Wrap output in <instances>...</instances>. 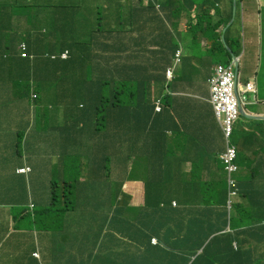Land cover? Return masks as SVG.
<instances>
[{
	"label": "trees",
	"instance_id": "obj_1",
	"mask_svg": "<svg viewBox=\"0 0 264 264\" xmlns=\"http://www.w3.org/2000/svg\"><path fill=\"white\" fill-rule=\"evenodd\" d=\"M191 2L195 4L194 0ZM90 14L95 18L96 23L100 22L98 14L93 9L90 10ZM229 19L230 16L221 24L228 23ZM116 23L121 22L117 20ZM98 26V23L95 25L87 21L85 27L90 37L64 38L65 36H61L64 40L60 43L61 40L57 38L56 50L46 49L35 56L38 63L47 65L44 70L39 71L38 75L35 74L41 80L39 84L42 88L50 85V82L41 77L46 78L47 74L49 75L48 68L52 63L57 66H69L73 67L68 71L73 73L72 80L76 79V84L80 88L79 96L87 99L83 102L82 115L77 119H75L76 102L67 100L70 104L65 109L70 119L66 117L68 120L65 125L70 133L68 138H65V150L58 149L53 154L62 151L71 153L75 155L77 161L68 171L71 172L68 178L59 179L51 184L52 207L50 209L48 205L39 212L40 228L54 231L58 229L63 232L62 228L68 227L63 225L64 211L58 208L53 209L59 195L56 191L59 182L68 184H65L67 194L69 187L71 188L70 199L79 201L77 202L79 209L83 203L88 205L87 208L93 209L94 205V208L99 210L102 201L105 209H109L107 195H112L113 202H116L117 197L121 195V186L124 181L118 185L120 191L113 194L110 193L111 186L117 184L100 183L98 175L104 168L108 171V166L111 169L117 165H128L145 147V154L148 156L146 168L151 173V177H148L145 182L147 186L146 206L139 209L141 214L135 222L136 232L126 234L131 231L122 224L113 228L115 233L125 238L132 237V243L122 247L120 243L112 244L105 248L109 243L106 240L111 233V222L102 244L103 250H114V253H118L115 258L123 259L124 264H264V185L261 186L257 182L258 174L256 176L253 174V177L248 179L241 177L236 187L230 188L224 167L218 159L219 151L223 152V150L204 137L200 140L204 142L208 150L204 155L194 159L190 178L185 179L181 172L182 165L173 156L176 155V150L171 153L173 149L168 147L171 144L177 146L183 134L170 130L167 126L165 129L162 127L159 120L166 114L170 104L167 103L161 114H155L152 102H155L157 97L152 98L149 90L152 85L162 86V76L156 75L154 70H152L153 74L144 75L143 71L146 70L139 68L142 70L140 80L138 79L137 83L132 85V91L128 85L116 84L114 86L109 71L114 69L116 60L114 58L118 55L116 53H123L126 58L131 55L133 60H139L138 54L143 52L139 50L136 54L134 48L139 49L138 44L131 43L129 47L122 43L119 39V34L122 33L120 29L116 28L108 34V27ZM233 30L234 26L227 30L226 40L229 46L238 52L241 49V38L236 37L231 41L229 38ZM204 31H207L206 28ZM164 39V34L158 36L160 44ZM214 42L217 52L223 54V60H230L231 55L224 47L220 35L214 38ZM167 45L164 52L167 57L171 58L175 46L170 40ZM66 51L70 52V60L62 62L60 57ZM46 55H54L56 60L51 61L46 58ZM124 94H130L131 101L124 99ZM139 95L141 98L136 103L133 98ZM162 95L163 93L160 96ZM129 106L135 108L129 109L127 108ZM169 116L168 114L167 117ZM72 119L73 125L70 124ZM131 123L135 127L141 126V133L131 134L124 129V149L118 150L114 142L115 126L117 124L123 127ZM59 127L60 130L57 132L65 135L64 127ZM167 131H172V136H169ZM55 135L57 134L45 137L50 138ZM237 139L238 134L235 133L234 142L236 144ZM58 141V137H51L47 142H54L58 145ZM193 141L195 140L190 138V142L193 143ZM160 147L169 154H163L159 161L157 149ZM80 157L92 160L86 165L90 167L89 177L85 180L80 178L83 169L79 161ZM238 157V164L242 166L240 161L245 159L244 153L240 151ZM120 169L122 168L118 166L115 171ZM257 169L255 167L254 171ZM204 172L208 173V178H204ZM260 181L264 182V176ZM31 186H33L32 182ZM151 188H153L152 191ZM233 190H237V196L232 198L229 204V194ZM86 199L89 201L85 202ZM175 201L177 202L176 207L173 206ZM121 204L125 205V202ZM123 210L124 208L118 210V214H121ZM130 224L127 222L126 226ZM66 231L70 235L73 233L69 229ZM153 237L159 240L157 245L151 244Z\"/></svg>",
	"mask_w": 264,
	"mask_h": 264
},
{
	"label": "clouds",
	"instance_id": "obj_2",
	"mask_svg": "<svg viewBox=\"0 0 264 264\" xmlns=\"http://www.w3.org/2000/svg\"><path fill=\"white\" fill-rule=\"evenodd\" d=\"M176 1L177 0H94L95 6L88 9H93L94 12L98 14L100 21L97 22L99 25L98 27H108V34H111L112 30L116 28L120 29L122 33L119 34V39L122 43H125L129 47L131 43L133 45L138 44L140 46L139 49L136 47L134 48L136 54L140 50L143 53L149 51L154 56V61L149 63V69L151 71L154 70L155 73L161 75L163 80L161 87H155L154 85H152L149 89L152 98L157 97L155 102H152L154 105L155 114L157 115L162 113L163 108L168 103L167 99H165L164 103H162L159 98L173 92V86L175 85L177 77L185 75L188 76L186 72L184 73L185 70L190 75L200 70L195 65H193L189 69H186L184 66L186 48L191 49L187 46V41L189 40L188 33L190 31L194 32L200 43V46H203L202 49L205 53L208 51L209 54L218 55L220 57V59L215 62L216 64L214 63L215 66L213 67V70H211L210 76L207 78V85L210 94L209 100L212 105L215 118L220 126L225 146L223 152L218 154V159L224 167V172L226 173L228 185L230 188L236 187L238 180L241 177L248 179L250 177L252 178L253 174H255V176L256 174H258L257 182L262 186V183L264 182H261L260 180L264 176V150L258 151L255 156H247L246 150H244V148H242V146L240 145V135L238 134V128L241 124V120L245 116H247V114L245 113V107L251 102V94L255 95L257 93L256 84L255 82L242 83L239 66L240 57L239 55L235 54H240L242 43H240V51L236 52L228 45L226 40L227 30L231 26H234L237 17L239 18L242 16L243 0L228 1L227 15L224 14V0H211L210 3L209 0H203V2L200 4L196 3V0H194L195 4L191 2L192 0H182V2L180 3ZM13 5H24L25 7H28L30 4H19L16 2V0L10 1L8 4H4L3 6L0 5V13L15 15L13 9H11ZM55 9L58 11L56 14L58 16H61L62 13L60 14L59 11L62 9V7H55ZM182 10H186L187 12L185 20L183 23L176 22L175 25L171 21V19H173L172 17L176 16V12ZM150 12H153L156 16L150 17ZM206 12L208 13V16L206 15ZM203 14L205 15L203 16ZM227 16H230L228 23L221 24L229 18H226ZM178 18H180V16ZM117 20H119L121 23L117 24ZM57 25L59 27H62L63 30L66 27L64 20L58 21ZM204 28H206V32L204 31ZM41 30L46 34L43 39L54 41L53 45L46 44L44 50H56L58 47L56 45V41L58 40L57 38H59V36H51L48 29H45L44 26ZM163 34L165 35V39L160 44L158 42V36ZM218 35H220L224 47L229 51L231 55L230 60H223V54L217 52V46L215 45L214 38ZM61 36H65L64 38L70 37L64 35V31L63 33L61 32ZM64 38L61 39L60 43L63 42ZM169 40L171 41V44L175 46V51L171 58L167 57L164 52V49L168 47L167 43L169 42ZM18 54L21 57V60L30 65L33 73V79H27L25 74H23L14 85V89L16 91L15 96L17 93V98H14V100L12 99L8 102H1L0 100V109L4 110L16 108L17 110H23L29 108L32 111L35 110V125L38 121L43 124L46 119L49 118V115L50 121H46L45 124L49 125H45L42 128V130L44 131L35 133L32 137H30L24 131V125L16 126V128H12L9 131H6L5 133L8 135L6 140H10L11 145L6 149H0V152L2 153V155H0V160L2 158H17L21 161V166L16 170L17 175L32 176L37 182L48 187L49 196L47 202L37 204L31 201L26 207L13 205L14 211L12 212V215L13 218L23 220L25 223H27L26 228L23 229L24 231L33 232L34 234L36 231L41 233H50L51 237L57 240V246L54 250H57L58 252V236L56 234H60L62 232L58 229L55 230L56 232L54 230L41 229L39 226V212L43 209V207H47L48 205L51 209V184L59 179L68 178L71 173L68 171L75 165L77 158L75 157V155L73 156L71 153H63V151L61 153L53 154L55 150H65L66 148L65 138H68L67 136L69 135L70 131L65 125V122L66 120L70 119V116L68 115L67 109H65V107L64 109H53L51 106V102L60 99L65 101L75 100L77 105V114L75 116V119H77L82 115L81 110H83V102L87 101V99L79 96L80 94L78 93V91L80 90V88H78L76 84V79L72 80L74 88L73 86H68V82L65 81L59 82L58 84L50 82V85L47 88H42L39 83L35 82L39 79L38 76L35 75L33 71L34 67L32 66L33 64H38L37 58L29 53L26 44H22L19 47ZM12 56L13 53L6 54V57L8 59H12ZM118 56L126 58L123 53H119ZM70 57V52L66 51L61 55L60 59L62 62H68L70 60ZM46 58L51 59V61L56 60V56L54 55H46ZM157 58H162L166 61V67L164 69L161 70L160 63L155 61ZM126 63L137 65V67H135V69L132 71L137 76H133L132 78L122 77L121 80H116L117 66L115 65V62L114 69L109 71V73L111 74L109 76H111L114 86H116V84H118L119 86L128 85L130 90L132 91V85L136 84L138 79L140 80V72H142V70H140L139 68H142L141 62L139 60H133L132 56L128 55L126 58ZM58 68L69 72L68 69H66V67L64 66H58ZM224 69L231 70L234 75V97L236 101V111L230 113H226L220 110L218 104L214 101L213 88H218L217 81L215 79H218V74L221 73ZM125 71L127 73L129 72L127 69ZM180 72H183V75H180ZM197 77L202 76L198 75ZM50 88H52L54 94H51ZM1 89L5 91L6 86H2ZM71 90L72 94L70 93ZM162 93L163 95L160 96ZM1 96L2 95L0 94V97ZM64 96H66L65 99L62 98ZM123 98L131 101L130 94H124ZM140 98L141 96L139 95L133 98V100L137 103ZM41 101H45V103L40 105ZM127 108L134 109L135 107L129 106ZM56 112L62 118V125H59V121L57 120L55 114ZM40 113L45 114L46 116L40 117ZM116 118H118L117 114ZM260 122L262 121H259V123ZM70 124L73 125V119L70 121ZM130 125H132L131 130L129 129V125L123 126L122 128L127 130L131 134L141 133V126L135 127L133 123H131ZM32 126L30 127L29 131H34ZM59 126H61L62 128L64 127L63 129L66 131L65 135L62 132H57L60 130ZM116 126L114 130V142L117 144L118 150L124 149V132L119 129L121 128L120 126H118L117 124ZM162 127L165 129L166 126L162 123ZM167 133L169 136H172V133ZM235 133L238 134L237 144L234 142ZM36 134H39V140L35 139ZM51 134H57L51 137H58V145H55L54 142H47L51 137L47 138L45 136H50ZM61 135H63V137L60 138ZM246 135L248 134L246 133ZM182 137L183 139H188L189 141L188 136H181V139ZM40 141L42 142V144ZM0 142L2 141L0 140ZM199 144H201L200 141ZM168 147L173 149L171 153L176 150V145L171 144V146ZM145 151L146 149L144 147L143 150L138 154L137 158L132 160L128 165H117L115 167H112L111 169H109L110 166H108V171H106V168H104L98 175V180L100 183L111 182L112 184H117L116 186H111L112 191L110 193L113 194H116V191H120V186L118 185L124 181L123 185L121 186V195L117 197L116 202H113L114 199L112 195H107L108 204L110 205L109 209H105L103 201L101 202L99 210H97V208H94V205L92 206L93 209L87 208L86 206L88 205L83 203L81 209H79L80 206L77 204V202L79 201H72L70 199V187L69 194L65 192L62 196H60V194L58 195L56 205L55 207H53V209L58 208L64 211V213L62 214V217L64 219L63 225L68 226L67 228H65L66 230L69 229L71 230V232H73L70 235L66 230L64 231V239L62 240V243L64 244H62V246L65 245L68 238H75L77 239V251L79 248H81V253H83V247L81 246L82 243L80 237L95 236L96 242L86 245V253H89L91 255V260L89 261V263L86 262L85 264H98L97 262H99V264H124L123 259L115 258L118 253H114V250H103L102 244L105 240L106 235L108 234V227L111 222V233L110 235H108L106 240L109 243L105 246V248L111 246L112 244L120 243L122 247L124 245H127L128 243H132V237L125 238V236L115 233L113 231V228L117 225L122 224L126 229H129L131 231L126 232V234H132V232H136L135 222L141 214L139 212V209L146 206L147 186L145 182L147 181L148 177H151V173L148 171V169L146 167L143 168V165L147 164L148 161V156L145 154ZM157 151V159L159 161L163 154H169L165 149L161 147L157 149ZM230 151L234 152L233 158H231L229 155ZM240 151H242V153H244L245 155V159L240 161L242 163V166L238 164V155ZM173 156L178 160L177 150L176 155ZM79 161L81 162V165L83 167L80 173V178L81 180L88 179L90 166L86 167V165L92 160L85 157H80ZM194 162L195 161L192 160L190 172H183L184 164H181V172L182 174H184L183 176L185 179L190 178V173L193 171L192 164ZM118 166H120L122 169L115 171ZM255 167L258 168L256 171H254ZM244 168L248 169L247 175L242 174V170ZM203 176L204 178H208V173L204 172ZM117 177H122V179L119 180L117 179ZM131 183L133 184V186ZM62 184V188L65 191L66 183ZM13 185L15 187H22L20 181L18 180H14ZM127 185L131 186L130 189H127ZM137 188L138 190H144V198L143 202L141 203H138V201L136 200V195L132 191V189ZM152 190L153 188H151V191ZM229 196V204H231V199L237 196V190L230 191ZM61 197L64 198V203H59L58 200H60ZM2 199L3 197L0 195V202H3ZM84 201L87 202L89 200L86 199ZM123 201L125 202V205L121 204ZM0 206L3 205L0 204ZM173 206H177L176 201L173 202ZM123 208V212L121 214H118V210H121ZM85 219L88 220V226H85L83 224V221ZM127 222L131 223L128 227L126 226ZM67 236L68 238L65 239ZM158 243L159 240L156 237L151 238L152 245H157ZM34 256L39 258L38 253H34Z\"/></svg>",
	"mask_w": 264,
	"mask_h": 264
},
{
	"label": "crops",
	"instance_id": "obj_3",
	"mask_svg": "<svg viewBox=\"0 0 264 264\" xmlns=\"http://www.w3.org/2000/svg\"><path fill=\"white\" fill-rule=\"evenodd\" d=\"M10 1L15 0H0V5L8 4ZM228 1L230 0H224L225 15L228 11ZM16 2L33 4L37 7L30 19L35 24V28L29 26L30 20L26 14L17 16L0 13V86H6L5 91L0 88L1 102H8L17 98L14 85L23 74L27 79H33L30 65L21 60L18 54L19 47L26 44L29 53L36 56L44 51L46 44H54L53 40L43 39L46 35L41 30L43 26L48 29L51 36H61V32L64 31V35L70 37H90L85 22L88 21L97 25L95 18L88 9L95 6L94 0H16ZM176 2L180 3L182 0ZM202 2L203 0H196V3ZM55 7H62L59 11L60 14L62 13L61 16L56 14L58 11ZM186 15V10L178 11L171 21L175 25L176 22L183 23ZM149 16L155 17L156 15L150 12ZM179 16L180 18H178ZM62 20L65 21L66 25L64 30L57 25V22ZM236 37L242 39L241 52L240 54L235 53L240 57L239 66L242 83L255 82L257 89V93L251 94V102L245 107L247 116L241 120L238 134L240 135V145L246 150L247 156H255L258 151L264 150V0H243L242 16L235 20L234 30L229 39L233 41ZM202 48L201 45L194 52H191L192 48H186L184 58L186 69L195 65L200 70L191 75L185 70L184 73L186 72L188 76H178L173 86V92L159 98L162 103L167 99L171 106L167 108L166 114L159 121L168 129L176 130L189 138L188 141V139H183V137L181 139L180 137L175 148L178 162L184 164L183 172H190L192 160L204 155L208 150L204 142L200 140L201 138L210 139L222 150L225 148L220 126L209 100L210 94L207 85V78L215 66L214 63L220 57L209 54L208 51L206 54ZM7 53H13L12 59L6 57ZM138 58L142 69L146 70L143 71L144 75L146 73L153 74V71L149 69V63L154 61V56L148 51L138 54ZM114 59H116L115 65L117 66L116 80H121L122 77L137 76L132 72L137 67L136 64H127L126 58L118 55ZM155 61L160 63L161 70L166 67V61L162 58H157ZM32 66L34 73L38 75L39 71L44 70L47 65L46 63H38ZM66 69H73V67H66ZM126 69L129 71L128 73L125 71ZM48 70L49 75L47 74L46 78L41 77L43 80L55 84L65 81L74 88L72 72L61 70L57 64L53 63ZM181 74L183 75V72H180ZM198 75L202 77H197ZM40 81L35 82L40 83ZM50 90L51 94H54L52 88ZM70 93L72 94V90ZM62 98L65 99L66 96ZM34 111L29 108L23 110L16 108L0 109V140L2 141L0 142V149H6L11 145V141L6 140L8 135L5 132L16 128V126L24 125V131L30 137L35 133L44 131L41 128L42 123L38 121L35 125L36 113ZM168 114L169 117H167ZM39 116L42 117V114L40 113ZM259 121L263 123H259ZM48 125L46 124V126ZM31 126L34 131H29ZM119 129L124 132L122 127ZM129 129H132V125H129ZM167 132L172 133V131ZM39 137V134L35 135L36 140H39ZM190 138L195 141L190 143ZM219 153L221 152L219 151ZM0 155H2L1 152ZM20 166L21 161L17 158H2L0 160V195L3 197V202H0L3 205L0 206V264L89 263L91 255L86 253L85 248L86 245L96 242L95 236L80 237L83 253L79 248L77 254L69 256L67 249L63 248L62 245L58 246V252L54 250L57 246V240L52 238L50 233L36 231L34 234L24 231L27 223L13 218V205L26 207L31 201L41 204L47 202L49 196L48 187L37 182L34 177L16 174V170ZM242 174L247 175L248 169L244 168ZM117 179L121 180L122 177H117ZM14 180L20 181L22 187H15L13 185ZM31 182L33 186H31ZM132 191L135 193L138 203L143 202L144 190L137 188L132 189ZM34 253H38L39 258L35 257ZM97 263L99 264V262Z\"/></svg>",
	"mask_w": 264,
	"mask_h": 264
},
{
	"label": "rangeland",
	"instance_id": "obj_4",
	"mask_svg": "<svg viewBox=\"0 0 264 264\" xmlns=\"http://www.w3.org/2000/svg\"><path fill=\"white\" fill-rule=\"evenodd\" d=\"M11 9H13L14 14L17 15V16H19L21 14L28 15V20H30L31 19V16H32V13L35 12V10L37 9V7L34 6L33 4L29 5L28 7H25L24 5H20V6L13 5L11 7ZM34 25L35 24L33 23V21L30 20L29 21V26L30 27H35ZM188 37H189V40L187 41V46L190 47V48H192V52H194L195 49L200 46V43H199L196 35L194 34V32L190 31L188 33ZM61 39H62V37L59 36V40H61ZM252 80L254 81V78H252ZM68 86H71V85L68 83ZM1 87L2 86H0V88ZM73 102H76V101L73 100ZM43 103H45V101H41V104L40 105H42ZM69 104H70V101H65V100H61V99L60 100H54V102H51L52 108H56V109H64V107L69 106ZM55 114H56L57 120L59 121V125H62V118H61V116L57 112ZM42 116H46V115L45 114H42ZM47 120L50 121V115H49V118L46 119V121ZM46 121L41 125V128H43L46 125L45 124ZM145 167H146V164L143 165V168H145ZM143 180H145V179H143ZM62 185L63 184L61 182H59L58 183V187L56 188L57 189V193L60 194V196H62L63 193H65L64 189L62 188ZM132 186H133V184H132ZM130 187L131 186L127 185V189H130ZM58 201H59V203H64L65 202V200H64L63 197H61V199L58 200ZM83 224L85 226H88V220L85 219L83 221ZM65 230L66 229L63 227L62 228V231L63 232L60 233V234H56L58 236V246H61L62 244H64V243H62V240L64 239V231ZM67 238H68V236L65 239H67ZM76 242H77V239H75V238L74 239L68 238L67 242L63 246V248H66L67 249V251L69 253V256H73V255H75L77 253Z\"/></svg>",
	"mask_w": 264,
	"mask_h": 264
},
{
	"label": "built area",
	"instance_id": "obj_5",
	"mask_svg": "<svg viewBox=\"0 0 264 264\" xmlns=\"http://www.w3.org/2000/svg\"><path fill=\"white\" fill-rule=\"evenodd\" d=\"M217 87L213 88L214 101L218 104L220 110L230 113L236 111V101L234 97L235 83L234 75L229 69H224L218 74ZM229 155L231 158L234 157V152L230 151Z\"/></svg>",
	"mask_w": 264,
	"mask_h": 264
}]
</instances>
